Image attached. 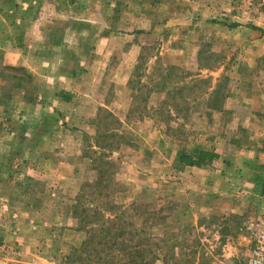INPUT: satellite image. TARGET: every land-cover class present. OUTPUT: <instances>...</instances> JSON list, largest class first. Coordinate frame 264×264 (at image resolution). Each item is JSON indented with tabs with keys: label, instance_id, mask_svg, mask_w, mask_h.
<instances>
[{
	"label": "rangeland",
	"instance_id": "1",
	"mask_svg": "<svg viewBox=\"0 0 264 264\" xmlns=\"http://www.w3.org/2000/svg\"><path fill=\"white\" fill-rule=\"evenodd\" d=\"M0 47V264L99 250L90 206L148 227L108 256L245 260L264 208V0H0ZM201 150L219 159L183 162Z\"/></svg>",
	"mask_w": 264,
	"mask_h": 264
},
{
	"label": "trees",
	"instance_id": "2",
	"mask_svg": "<svg viewBox=\"0 0 264 264\" xmlns=\"http://www.w3.org/2000/svg\"><path fill=\"white\" fill-rule=\"evenodd\" d=\"M64 100L67 103L72 102V95L66 91H62L57 96ZM183 162L188 163L190 166H195L198 168H205L207 164L215 159H219V155L212 151L201 150L195 156L190 155H183ZM133 204V203H132ZM125 208V206L118 207L119 211ZM80 213H83L86 219H89L85 224L86 227H83L85 230L90 229L91 232V239L94 238L96 232H98V239L97 246L100 248L91 250L87 245H83V250H80L79 247H73L71 249V253L64 257V260L67 261L66 264H147L149 261H145L144 257H137L127 251L125 253V257L119 254V257L113 255H107L102 251L110 250L112 248H116V246L122 247L121 250L125 252L123 248H133L132 244H139L136 242V238L138 237L139 233H148V227H143L142 231L133 230L134 222L128 219V214H126V209L121 210L118 217H115L118 224H115V220L111 221L108 220V225L106 226L107 219H104V213L108 210H99V208H94L90 206V208H81V211L78 210ZM97 215V222L91 221V217L89 213ZM76 213V211H75ZM116 226V227H115ZM113 227L115 228L114 235ZM88 228V229H87ZM99 230V231H98ZM145 236V238H147ZM120 240V241H119ZM112 247V248H110ZM121 252V254H124ZM130 256H134L136 258H129ZM122 256V257H121ZM127 256V257H126ZM112 257V258H109ZM126 260H125V259Z\"/></svg>",
	"mask_w": 264,
	"mask_h": 264
},
{
	"label": "built area",
	"instance_id": "3",
	"mask_svg": "<svg viewBox=\"0 0 264 264\" xmlns=\"http://www.w3.org/2000/svg\"><path fill=\"white\" fill-rule=\"evenodd\" d=\"M252 227V247L248 255L244 261L233 264H264V208Z\"/></svg>",
	"mask_w": 264,
	"mask_h": 264
},
{
	"label": "crops",
	"instance_id": "4",
	"mask_svg": "<svg viewBox=\"0 0 264 264\" xmlns=\"http://www.w3.org/2000/svg\"><path fill=\"white\" fill-rule=\"evenodd\" d=\"M27 2V0H24V3H26ZM56 22V23H55ZM55 22H51L49 25H50V27L49 28H52V26L53 27H56L55 26V24L57 25L58 23V21L56 20ZM67 27V26H66ZM64 33V32H63ZM22 44V43H21ZM12 46V45H11ZM41 47V46H40ZM32 48H34V50L32 49ZM43 48H48V49H53L54 51H56V50H62V48H66L65 47V45H63V44H61L60 45V43H58V42H54L53 44H49V46H44V47H42V48H39V45H37V43H35L34 44V46H31V49L30 50H33V51H35V50H40V49H43ZM0 49H1V47H0ZM3 50H7V53L5 54V56H4V58H5V60H8L9 58H12V59H10V60H12V61H10V60H8V61H5L7 64H17L18 63V61L20 60V58H21V52H15V51H21L22 50V46H18V45H14V46H12L11 48H9V49H6V48H3ZM10 52V53H9ZM55 54V53H54ZM57 55V54H56ZM55 55V56H56ZM36 57H37V59H36ZM38 57L39 56H35L34 57V59H35V64H40V62H38L39 60L41 61V59H38ZM38 60V61H37ZM57 77V76H56ZM60 77V76H59ZM63 77V76H62ZM65 77H67V76H65ZM65 91L66 92H68V93H70L71 95H72V101L75 99V94H76V92L75 91H73V89H70V88H68L67 87V89H65ZM58 99V98H57ZM60 99V101L62 102V103H64V104H67V102H65L64 100H62L61 98H59ZM208 151V150H207ZM216 153V152H215ZM218 159H215V160H213V161H211V162H209L208 164H207V166L205 167V168H208V167H210V165L211 164H213L215 161H217ZM195 167V166H194ZM198 168V167H197Z\"/></svg>",
	"mask_w": 264,
	"mask_h": 264
}]
</instances>
